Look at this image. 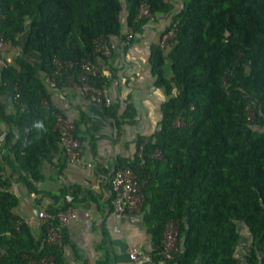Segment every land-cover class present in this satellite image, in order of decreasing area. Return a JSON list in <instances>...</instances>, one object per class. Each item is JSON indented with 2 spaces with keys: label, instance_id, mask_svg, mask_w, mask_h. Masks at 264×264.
I'll return each mask as SVG.
<instances>
[{
  "label": "trees",
  "instance_id": "1",
  "mask_svg": "<svg viewBox=\"0 0 264 264\" xmlns=\"http://www.w3.org/2000/svg\"><path fill=\"white\" fill-rule=\"evenodd\" d=\"M125 1L132 30L146 20H135L142 2L153 17L173 7L170 0ZM121 9V0H0V33L12 44L26 36L24 49L38 52L39 67L49 73L54 58L75 63L93 57L95 39L107 41L119 33ZM174 22L167 52L155 46L150 58L156 85L169 95L161 105L160 128L140 138L139 155L121 159L116 168L129 166L143 182L140 211L156 246L167 222L177 223L180 252L176 263L168 264H196L198 258L200 264H264V0H185L168 28ZM20 65L19 72L5 69L3 79L10 89L17 85L19 103L45 114L37 65ZM94 81L101 84L97 77ZM54 113L46 114L59 144ZM24 120L17 122L30 129L25 160L33 119ZM14 204L13 196L0 189V245L6 243L4 231L10 234L0 264H29L49 255L64 264L61 246L47 243L45 230L57 225L56 213L71 202L48 209L54 218L47 219L42 245L22 237L11 213ZM238 221L252 237L244 260L234 255Z\"/></svg>",
  "mask_w": 264,
  "mask_h": 264
},
{
  "label": "crops",
  "instance_id": "2",
  "mask_svg": "<svg viewBox=\"0 0 264 264\" xmlns=\"http://www.w3.org/2000/svg\"><path fill=\"white\" fill-rule=\"evenodd\" d=\"M184 1L170 0V12L146 19L132 30L126 20L128 5L121 0L120 31L107 39L111 52L95 57L97 78L111 98L109 106L84 100L73 87L53 80L51 72L39 67V53L24 49L26 36L19 35L15 44L8 40L0 44V189L13 196L11 213L23 228L22 237L28 235L34 245L43 244L47 222L38 212L48 214L49 208L71 202L68 209L72 215L60 228L65 238L61 246L64 264H132L127 256L130 246L145 252L156 246L141 211L114 209L108 178L121 159L139 155L140 138L146 140L160 128L161 105L169 95L156 85L150 58ZM162 50L166 53L168 47ZM21 62L37 65L42 107L47 112H61L74 122L82 164L65 158L52 137L49 113H37L19 103L14 98L17 85L8 88L3 71L10 67L19 72ZM29 116L33 119L32 140L24 160L30 129L17 121L24 123ZM236 229L239 240L234 255L244 260L252 237L244 223L236 222ZM3 237L1 241L6 243L0 245V257L7 252L9 232L4 231ZM137 264L168 263L152 258ZM196 264H200L199 258Z\"/></svg>",
  "mask_w": 264,
  "mask_h": 264
},
{
  "label": "built area",
  "instance_id": "3",
  "mask_svg": "<svg viewBox=\"0 0 264 264\" xmlns=\"http://www.w3.org/2000/svg\"><path fill=\"white\" fill-rule=\"evenodd\" d=\"M151 18H153V16L149 10L148 4L142 2L135 20ZM175 28L176 22L172 23L161 35L159 41L160 48L165 47L168 40L174 36ZM131 35V32L128 33V37H131ZM3 40V35L0 33V44ZM93 49V57L87 56L75 63L70 60H59L54 58L52 60V79L57 80V78L64 76L63 83L73 87L80 98L102 106H109L111 104V98L105 85L103 83L96 84L94 79L98 77L99 69L95 57L108 56L111 52V48L104 38L99 37L94 40ZM19 95V89L15 87L14 98L18 99ZM247 118L249 120L252 118L249 112H247ZM177 120L180 119L177 118L175 124L180 125L176 123ZM53 129L59 135V145L65 158L72 164H82L79 154V140L75 132L74 122L63 113L55 112ZM108 184L112 192L113 206L116 211L140 212L144 200L142 191L143 182L138 180L137 174L129 166L124 165L115 168L108 178ZM71 215V210L68 208L56 213L55 218L57 220V225H47L45 230V241L47 243L58 247L62 246L60 228ZM38 216L46 217L47 219L54 218V216L42 211L38 212ZM262 250L264 252V240L262 242ZM179 252L178 225L175 221H169L161 233L160 243L155 246L151 252H145L136 246H130L127 250V256L132 264H137L140 261L152 258L176 263L175 259ZM29 264L56 263L54 257L49 255L30 260Z\"/></svg>",
  "mask_w": 264,
  "mask_h": 264
},
{
  "label": "rangeland",
  "instance_id": "4",
  "mask_svg": "<svg viewBox=\"0 0 264 264\" xmlns=\"http://www.w3.org/2000/svg\"><path fill=\"white\" fill-rule=\"evenodd\" d=\"M248 112H249V114H251V115H252V112H251V110H248ZM176 123H177V124H181V121H180V120H177V121H176Z\"/></svg>",
  "mask_w": 264,
  "mask_h": 264
}]
</instances>
